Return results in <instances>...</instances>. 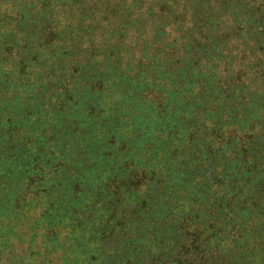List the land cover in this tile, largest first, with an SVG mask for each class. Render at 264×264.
Instances as JSON below:
<instances>
[{
  "label": "trees",
  "instance_id": "16d2710c",
  "mask_svg": "<svg viewBox=\"0 0 264 264\" xmlns=\"http://www.w3.org/2000/svg\"><path fill=\"white\" fill-rule=\"evenodd\" d=\"M144 93L158 120L179 113L138 150ZM3 120L0 252L43 204L26 236L48 264H264V0H0ZM162 158L188 204L172 225L156 221Z\"/></svg>",
  "mask_w": 264,
  "mask_h": 264
},
{
  "label": "rangeland",
  "instance_id": "374dc122",
  "mask_svg": "<svg viewBox=\"0 0 264 264\" xmlns=\"http://www.w3.org/2000/svg\"><path fill=\"white\" fill-rule=\"evenodd\" d=\"M171 89V88H170ZM164 97H168L167 95H161V98L163 99ZM143 104L146 105V108L149 109V112H143L142 113V117L138 120L136 126H137V130L135 132V139L132 143V145L134 147H137L138 150L141 148H157L161 145H166V142L164 140H166L165 136L161 135L159 137V139H157L155 141V144L152 141H146L147 136L149 135V132L152 127V125H154V123L157 122V124L155 126H157V130L160 129L162 131V133L167 132L170 127H171V123L173 121L176 120V114L179 113V109L174 110L172 109V107H168L166 108L167 111L171 112V116H173L172 118L175 117V119H170V120H165V117L159 118L158 120V112L162 111L164 109V107H159L157 104H155L153 102V96L151 95H146L145 93L141 95V99L138 100V107L139 108H143ZM174 107V106H173ZM177 108V107H176ZM152 111V112H150ZM160 115L164 116L162 113L159 112ZM170 114V113H169ZM89 135L92 136V138H96L99 137L100 135H102V133L100 134H95V132L93 130H89ZM10 135V128L8 127V125L5 124V121L3 120L2 123L0 124V147L3 146L4 144L7 143L8 141V136ZM103 140H105V135L103 137ZM172 150H175L174 146L172 148ZM199 147L196 146V149H193V151H198ZM163 154V153H162ZM187 154H184V157ZM164 157V156H163ZM102 156H96V157H92V159H90V163L91 165H95L96 168L101 165L102 163ZM111 162V161H110ZM165 162H167L168 164H172L171 170L168 169V165L165 164ZM173 162V163H172ZM170 161V160H166L165 158H162L161 160V164H163V171L161 172L162 174V178L161 179H168L167 181H169V183L167 184V186L161 190V194L163 195V198L161 199L160 203L157 205V209L160 210L158 213V217L156 218L157 223H162V224H170L172 225L173 223V219L174 217L176 218H180L182 216V213H186V210L188 208V204L185 203L184 206H180L182 204V199H185V197H182V194H178V196H175V192L177 189H179L181 183L175 187V184L172 183L171 181V177L172 175V171L175 170L176 168V163L175 161ZM94 172H97V169H95ZM118 172V170L113 169V167H109L107 170L104 169L103 172L100 174L101 177V181L103 183H107L108 180L110 179L109 177H112L113 174H116ZM121 173H123L122 171H119ZM213 176V175H212ZM26 175H19V179L16 178V176L13 175V180L12 183H16V180H18L17 182L23 183L26 181ZM98 178V177H96ZM219 179V178H218ZM55 177H53L52 173L46 172L45 173V181L43 183V185H45L46 183L49 182V184H52V182L50 181H54ZM154 181H156L155 179L152 180H148L146 182H143L140 186L136 187L137 189V197L139 202H142L143 199L145 198V194H146V190L150 189V186ZM173 186V187H172ZM42 189V188H40ZM43 196H45L44 194H42ZM134 198V197H132ZM43 198L39 197V201H43ZM83 205L84 206H88V201L87 200H83ZM104 203H99V206L102 207ZM133 203H130V205ZM48 206V205H47ZM47 206L43 205V204H38L37 206L32 208V211H30V213L28 214V218L27 215H23V219H26L29 222H34L38 219V213L40 210L42 209H46ZM131 209V207H130ZM136 218V215H132L131 219V223L133 222V219ZM25 220V221H26ZM28 223L25 224L24 228L25 230H18L17 234L9 241L6 242L7 237L4 236L3 240H5V246L7 247L5 250H2L0 252V264H48L47 260H48V256L46 255V251H45V247L44 244L41 243V238L38 237L35 241H34V245H33V250H31V245L29 244L30 238L29 236H26V234L29 233L28 231ZM27 230V231H26ZM167 231H170L169 229H167ZM154 236V233L152 234ZM170 233L168 235L165 236V240L166 244L169 245L170 244V240H168ZM143 236V239L146 237V235H141ZM145 242V241H144ZM112 243V241H111ZM123 243H126V247H128V240L126 239ZM150 243V241H149ZM113 244V243H112ZM36 245V246H35ZM38 245V246H37ZM30 247V250L26 252L25 248L26 247ZM66 248H64L63 250H66ZM126 249V248H125ZM152 250H154L152 248ZM127 253V252H126ZM123 252V255L120 256L114 264H122L123 260L125 257H127V254ZM67 255L68 253H65L61 256L60 252L57 251V253L53 254V258L55 263H60L62 262L61 259H63V257ZM61 257V258H60ZM114 260V259H113ZM71 264H74L73 261H71ZM168 264H173V263H168Z\"/></svg>",
  "mask_w": 264,
  "mask_h": 264
}]
</instances>
